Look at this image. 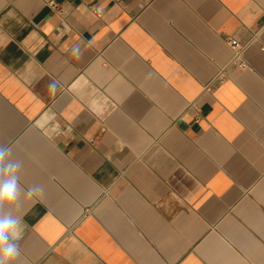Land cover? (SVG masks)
Returning a JSON list of instances; mask_svg holds the SVG:
<instances>
[{
	"label": "crops",
	"instance_id": "obj_1",
	"mask_svg": "<svg viewBox=\"0 0 264 264\" xmlns=\"http://www.w3.org/2000/svg\"><path fill=\"white\" fill-rule=\"evenodd\" d=\"M48 1L0 0L17 264H264V0Z\"/></svg>",
	"mask_w": 264,
	"mask_h": 264
},
{
	"label": "clouds",
	"instance_id": "obj_2",
	"mask_svg": "<svg viewBox=\"0 0 264 264\" xmlns=\"http://www.w3.org/2000/svg\"><path fill=\"white\" fill-rule=\"evenodd\" d=\"M71 55L79 59V47L70 50ZM60 87L56 80H50L47 88L50 93H55ZM55 113L50 118H54ZM13 148L0 143V264H17L21 256L20 241L24 236L26 227L22 218L17 217L12 209L20 199L25 189L20 183V171L23 162L13 158ZM43 185H33L27 188L26 196L35 197L42 195Z\"/></svg>",
	"mask_w": 264,
	"mask_h": 264
},
{
	"label": "built area",
	"instance_id": "obj_3",
	"mask_svg": "<svg viewBox=\"0 0 264 264\" xmlns=\"http://www.w3.org/2000/svg\"><path fill=\"white\" fill-rule=\"evenodd\" d=\"M48 4L51 6L52 9H56L57 5L54 3L53 0H49ZM228 44L231 47L232 51H233V59L234 60H238L242 54V52L246 49V45H243L241 47V45L239 43H236L235 41H233L232 39H228ZM223 73L220 72L215 78L214 80H221L223 78ZM207 86L205 87V90H207Z\"/></svg>",
	"mask_w": 264,
	"mask_h": 264
}]
</instances>
